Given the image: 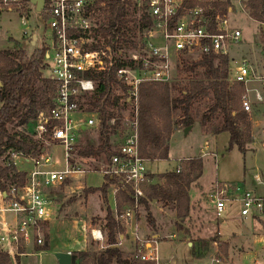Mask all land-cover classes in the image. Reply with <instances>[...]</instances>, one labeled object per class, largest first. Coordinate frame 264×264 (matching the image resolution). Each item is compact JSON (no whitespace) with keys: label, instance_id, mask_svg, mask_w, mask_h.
Instances as JSON below:
<instances>
[{"label":"built area","instance_id":"1","mask_svg":"<svg viewBox=\"0 0 264 264\" xmlns=\"http://www.w3.org/2000/svg\"><path fill=\"white\" fill-rule=\"evenodd\" d=\"M235 1L244 9L242 0ZM184 2L129 0L124 37L119 40L103 33L102 29L107 27L103 0H47L41 12H37L29 0H0V12H15L24 24L29 16L37 13L50 31L49 42L43 41L39 48H46L42 59L43 76L53 88L51 106L38 111L31 125L20 129L39 143L38 152L25 154L9 149L0 158V161L11 158L15 167L17 157L31 164L29 170L23 171L22 185L6 182L3 190L0 184V248L11 258L32 240L36 245L43 244L36 230L40 223L54 217L58 203L54 191L73 180L81 187V179L90 172L71 159L81 136L92 129L98 130L101 121L98 110L88 109L96 84L87 75L112 73L118 83H112L110 92L118 97L122 128L111 135L112 154L99 172L109 185L107 197L113 196L114 216L125 227L116 245L119 246L123 238L130 240L133 258L159 264L157 241L153 237L149 240L140 237L134 224L137 205L145 198L144 186L149 182L146 168L149 160L139 152V88L145 83H170L178 70L183 69L184 61H197L204 55L227 56L229 48L241 40V31L229 20L228 14L233 10L231 3L223 10L217 2L226 0H194L192 6H184ZM146 18L149 22L144 24ZM27 30L25 25L24 42L34 45L37 35ZM232 80L244 86L240 98L244 111L250 112V92L254 100H264L259 89L249 88L252 82L264 85V75L260 76L247 60L237 62ZM114 122L115 117L110 119L111 124ZM52 147L62 148V166L54 160ZM175 168L179 172L180 163ZM3 181L0 176V183ZM120 192L132 201L118 211L116 195ZM208 198L214 203L217 217L230 201L240 203L243 218L264 210V194L257 195L235 182L217 183ZM7 212L13 213L10 222L5 217ZM82 231H86L85 224ZM89 233L105 248L100 227H90Z\"/></svg>","mask_w":264,"mask_h":264},{"label":"rangeland","instance_id":"2","mask_svg":"<svg viewBox=\"0 0 264 264\" xmlns=\"http://www.w3.org/2000/svg\"><path fill=\"white\" fill-rule=\"evenodd\" d=\"M238 3L232 0L233 11L228 16L232 26L241 31V40L239 44L229 48V56L234 57L235 60L247 59L248 63H251L254 69L257 70V73H260V76H262L264 75V45L261 40V24L250 18L246 11L241 8V3ZM26 20L24 24L20 16L15 12H0L1 47L12 45L11 38L23 43L26 54L30 55L34 49L41 46L43 41L49 42L50 31L45 27L44 22H42L37 13L29 16ZM25 25L28 27L27 31H32L37 35V41L34 45L24 42L23 30ZM156 43L159 44L160 42L156 41ZM259 60L261 64L257 63ZM194 73L197 76H201L202 69H197L191 74L185 73L183 69H180L170 83L175 84L178 90L185 85L189 78L193 77ZM260 87L264 89V85L259 82L249 84V88L251 89L258 88L260 90ZM177 90L172 91L173 96L177 94ZM206 103V99L196 103L193 106L192 114L195 115L196 112L201 113L204 111ZM255 111V108L251 107L250 112H246L247 122L250 124L251 122L248 120L250 116H253ZM179 117L180 113L178 111L173 112L172 119L176 123V129L180 130L174 131L169 139L168 158L165 160L152 159L146 163V168L149 171V182L146 184L155 183L156 181L161 182L162 180L159 179L161 173L174 169L184 158L197 155L203 147L204 142L207 141L210 151H204L201 154L204 174L198 180L199 186L192 184L189 188L191 204L192 202L194 204V200L200 196V190L208 192L211 183L215 181L217 173V178L220 181H224L226 178L227 182L239 183L242 187L257 195L264 194L259 191L261 185H257V179L255 178V172H257L264 180V148L260 144H257L253 151L241 152L236 146L229 150V134L227 132L221 133L216 139L213 136L204 135L198 124L199 119L196 118L198 122H195L192 128L185 133ZM262 117L264 118V115ZM9 128L20 130L24 126L18 125V119H16L9 125ZM121 128L122 126H120ZM260 128H264V120ZM259 131L261 132V129ZM98 143V130L92 129L81 136L77 147L86 144L95 146ZM249 147L250 145L247 146V148ZM51 154L58 165L62 166V148L52 147ZM71 159L79 167L90 172H86L85 177L81 179L80 182L83 183L81 187H78L80 183L73 180L70 181L68 186H61L54 191L55 200L58 202L55 205L54 217L51 220L40 223L36 230L42 237L43 244L36 245L32 240L28 246L20 247L23 252L19 254L18 260H16V257L11 258L12 264H58L55 257L56 252H70L77 255L79 252H100L107 247L105 217L109 211L115 217L112 210L113 196L109 195L107 197L108 184L105 197L97 189L104 183V175L99 170L104 168L106 163L96 166L95 161L90 158H81L76 154V151L71 154ZM4 162L6 160L0 161V163ZM16 167L19 170L26 171L30 169L31 164L25 163L20 157H17ZM256 187L258 188L257 190L255 189ZM84 189H88L90 192H83ZM204 200L213 203L208 198V195L204 196ZM147 208L142 202L137 205V217H135L134 224L137 225L138 233L148 240L153 235H158L154 239L157 241L158 255L160 256L159 264H166L167 260H169L167 264H226L223 262H227V264H264V248L260 247L261 245L255 246L258 247L257 250L255 252L251 251L249 256L247 255V257L243 258L239 256V250L236 246L232 247L230 252L229 242L220 240V236L218 235L219 233L223 237H230V241L233 244H254V239L257 236L264 237V212H259L261 217L252 218V222L248 224L244 219L237 217L240 215L241 210V205L238 201L227 202L219 217L216 216L214 210L212 212L207 211L206 213L201 212L200 217L193 218L190 216V209L187 217L179 219L176 217L173 209L164 207L160 202L154 200H148ZM147 212H149L154 220V228L150 227L147 222ZM5 217L10 222L13 213L7 212L5 213ZM197 220H199V223L196 224L195 221L197 222ZM117 221L121 220L118 219ZM193 222L199 228V235L207 238H192L196 236V234H191L192 226H194ZM84 224L86 225V231H82ZM121 225L123 226V224ZM92 226L101 228L105 237V248H101L99 243L91 238L89 228ZM172 234H176V238H170ZM210 238L214 239V241L209 242L208 249L203 252L202 248L199 247L197 239L208 240ZM179 239L191 242V248L195 247L197 254L201 253V256L196 257L189 253V248L181 246L177 241ZM125 244H129L131 247L129 245L119 247L122 251V256L132 259L133 242L127 240L123 245ZM39 248L40 250H37ZM16 261L18 262L16 263ZM110 264H115V262H111Z\"/></svg>","mask_w":264,"mask_h":264},{"label":"trees","instance_id":"3","mask_svg":"<svg viewBox=\"0 0 264 264\" xmlns=\"http://www.w3.org/2000/svg\"><path fill=\"white\" fill-rule=\"evenodd\" d=\"M47 2V0H45ZM106 13L107 27L103 33L111 37H124V29L128 20L129 0H103ZM231 0L225 3L217 2L225 10ZM184 6L194 5V0H185ZM244 10L253 20L264 24V0H242ZM149 21L146 18L144 24ZM261 40L264 43V29L261 30ZM12 45L0 48V158L9 150L25 154H35L39 150V143L28 137L23 130L10 129L9 125L18 119V125L29 126L35 114L51 106L53 88L43 76L42 59L45 47L36 48L26 54L23 43L11 39ZM202 69L201 76L194 73L193 77L177 90L175 84L168 82H152L142 84L138 95V139L140 155L148 160L168 158L169 139L176 129L172 119L173 112L180 113V123L188 127L198 122L200 125H210L213 133L227 132L229 134L228 149L234 146L241 152L245 151V144L250 141V126L247 122L246 111L243 110L240 98L244 93L242 83L228 81V57L204 55L197 61H184L183 70L191 74ZM94 79L96 89L89 101V110H98L100 125L98 127L99 143L95 146L86 144L76 149V154L83 159L90 158L96 166L106 163L112 154L111 135L120 128V114L118 112V97L110 92L112 83L118 82L112 73L88 74ZM177 90L175 96L172 91ZM264 95V89H263ZM207 100L204 111L192 114L193 106ZM115 117L114 124L110 119ZM181 170L176 168L159 175L162 181L149 183L144 186L145 199L141 202L147 208L148 200L160 202L164 207L175 211L179 219L188 216L191 209L189 188L196 184L202 174L203 161L201 157H193L180 161ZM0 176L4 180L1 188L6 189L5 183L22 185L25 173L18 171L11 158L0 163ZM108 185L103 183L98 190L105 197ZM92 188V187H90ZM83 192L89 193L88 189ZM131 199L124 192L116 195L117 210L124 204H130ZM107 247L100 252H79L75 264H155L139 259H128L122 256V251L116 245L124 227L109 213L105 217ZM147 222L154 228V220L147 212ZM197 239L203 252L208 249L209 242ZM46 247V246H45ZM44 249V248H43ZM193 249L194 256H201ZM37 250H40L37 249ZM23 252L18 249L19 254ZM18 261H16L17 263ZM0 264H12L9 253L0 248ZM18 264V263H17Z\"/></svg>","mask_w":264,"mask_h":264},{"label":"crops","instance_id":"4","mask_svg":"<svg viewBox=\"0 0 264 264\" xmlns=\"http://www.w3.org/2000/svg\"><path fill=\"white\" fill-rule=\"evenodd\" d=\"M233 11V10H232ZM263 45H264V43H263ZM227 57H228V81H229V83H234V81L232 80V78H233V74H234V67L236 66V64H237V62H239L240 60H242V59H240V60H235V58L234 57H230L229 56V53L227 54ZM244 60H247V59H244ZM248 61V60H247ZM258 64H261V62H260V60H259V62H257ZM257 63H255V64H257ZM251 64V63H250ZM262 66V65H261ZM256 70V69H255ZM257 71V70H256ZM260 74V73H259ZM252 83H255V82H252ZM258 89V88H257ZM260 91H261V94H263V89H262V87H260ZM264 96V95H263ZM250 97H251V100H252V103H251V107H253V108H255V113L253 114V116H250V118H249V120L248 121H250L251 122V124H252V126H251V124L249 123V126L251 127V129H250V141L249 142H247V144H245L246 146H245V151H248V150H254V148H255V146L257 145V144H260L261 145V147L262 148H264V128L262 129V128H260L261 127V124L263 123V120H264V118L262 117L263 115H264V103H263V101H256V100H254V97H253V93H250ZM199 124V123H198ZM192 126L193 125H191L190 126V128H189V130L192 128ZM199 126H200V130H201V132L204 134V135H207V136H213L215 139H216V137L218 136V135H220L221 133H225V132H220V133H213V132H211V129H210V125H200L199 124ZM261 129V132L259 131L260 129ZM182 129H185V127H183ZM177 130H180V129H175V131H177ZM188 130V131H189ZM187 131V132H188ZM256 131V132H255ZM174 133V132H173ZM173 133L171 134V136L173 135ZM260 133V134H259ZM170 136V137H171ZM248 145H250V147L249 148H247V146ZM209 152L210 150H209V143L207 142V141H205L204 142V145H203V147L199 150V153L197 154V155H194L193 157H201V154H202V152ZM244 151V152H245ZM216 156V155H215ZM193 157H186V158H184V159H188V158H193ZM202 158V157H201ZM202 161H203V159H202ZM217 173V172H216ZM202 174H204V165H203V168H202ZM202 174H201V176H202ZM200 176V177H201ZM218 173L216 174V178H215V181L214 182H212L211 183V185H210V189L208 190V192H202L201 190H200V196L198 197V198H196L195 200H194V204H193V202H192V204H191V213H190V216L191 217H200V215H201V212H204V213H206L207 211H210V212H212V211H214V206H213V203L212 202H206L205 200H204V196H206V195H208V193H210V191H212L213 189H214V187H215V185L217 184V183H221V182H227V179L225 178V180L224 181H220L218 178ZM255 178L257 179V185L259 184V185H261V188H259V191L261 192V193H264V180H263V178H261L260 176H259V174L257 173V172H255ZM221 179H223V178H221ZM229 182V181H228ZM231 182V181H230ZM196 185H198L199 186V183L197 182L196 183ZM256 190L258 189L257 187L255 188ZM259 212H264V210H262V211H256V212H254V213H252V215L251 216H249L250 218V222H249V224L252 222V218H260L261 216H260V213ZM237 217H239V218H242V219H244L245 221H246V223H247V217L246 218H243L242 216H237ZM192 218V219H193ZM194 223V222H193ZM195 223L197 224V223H199V220H197V222L195 221ZM195 223H194V226H192L193 228L191 229V234L192 235H194V234H196V236L194 237H192V238H197V237H200V238H207V237H201L200 235H199V233H198V231H199V228L198 227H196L195 226ZM138 235L140 236V237H143L142 235H140V233H138ZM218 235L220 236V240H222V241H228L229 242V247H230V252H231V250H232V247H234V246H236V248L239 250L238 252H239V256H241V257H243V258H245V257H247V255L249 256L251 253V251H256L257 250V248L258 247H255V246H257V245H261L260 247H262V248H264V237L263 236H257L255 239H254V244H246V245H243V244H233L232 243V241H230L231 239H230V237H223V236H221L219 233H218ZM154 237H158V235H153V238ZM209 237V236H208ZM120 238H121V236H120ZM170 238H176V234H172V235H170ZM174 240H176V239H174ZM127 241V239H125V238H123L122 239V241H121V244L119 245V247L121 248V246L123 247V246H128L127 244H125V245H123L124 244V242H126ZM180 244H181V246H184V247H187V248H189L188 249V252L189 253H191L192 255H193V249L192 248H194V250L197 252V249H195V247H192L191 248V246H190V243L191 242H189L188 240H181V239H179V240H177ZM129 243V242H128ZM190 246V247H189ZM129 247H131L130 245H129ZM254 247V248H253ZM262 248H260V249H262ZM128 249H130V248H128ZM231 254V253H230ZM229 254V255H230ZM76 255V254H75ZM160 257V256H159ZM76 261H77V255H76V260H75V263H76ZM169 262V260H167V263ZM166 263V264H167ZM223 263H226L227 264V262H223ZM165 264V263H164ZM239 264H244V263H239ZM245 264H248V263H245Z\"/></svg>","mask_w":264,"mask_h":264},{"label":"water","instance_id":"5","mask_svg":"<svg viewBox=\"0 0 264 264\" xmlns=\"http://www.w3.org/2000/svg\"><path fill=\"white\" fill-rule=\"evenodd\" d=\"M35 6V10L37 12H41L44 7L45 0H29ZM261 28L264 29V24H261ZM190 126L184 129V132L187 133ZM250 217L247 216V223L250 222ZM55 257L57 259L58 264H75L76 255L70 252H56Z\"/></svg>","mask_w":264,"mask_h":264}]
</instances>
